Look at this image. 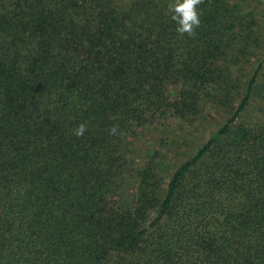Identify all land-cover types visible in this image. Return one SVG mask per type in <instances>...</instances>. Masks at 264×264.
<instances>
[{
  "label": "trees",
  "instance_id": "16d2710c",
  "mask_svg": "<svg viewBox=\"0 0 264 264\" xmlns=\"http://www.w3.org/2000/svg\"><path fill=\"white\" fill-rule=\"evenodd\" d=\"M250 1L204 0L190 38L171 0H0V264H264ZM214 97L225 116L190 154L141 159L147 133Z\"/></svg>",
  "mask_w": 264,
  "mask_h": 264
},
{
  "label": "rangeland",
  "instance_id": "374dc122",
  "mask_svg": "<svg viewBox=\"0 0 264 264\" xmlns=\"http://www.w3.org/2000/svg\"><path fill=\"white\" fill-rule=\"evenodd\" d=\"M249 3L254 11L257 12L256 19H258V31L260 32L259 37H261L262 43L257 45L255 49H259V54L253 55L247 60L238 59V62H243L238 69V73L241 75L240 79L247 78L257 59L264 55V0H252ZM262 65L264 67V63ZM260 71L259 77L264 74L262 72L263 68ZM255 107L256 99L253 98L243 110V118L251 119L255 115ZM226 108L225 103L219 101L216 97L208 98L207 101L200 105V109L198 108L195 113L189 115L187 120H182L178 124L174 122L163 132L159 131V127L157 128L159 132L151 130L137 143L138 152H144L141 159L145 161L157 150L155 153H161V157L164 160L163 169L169 171L183 156L190 154L221 122L225 116ZM132 160L133 164L139 162L135 157Z\"/></svg>",
  "mask_w": 264,
  "mask_h": 264
},
{
  "label": "clouds",
  "instance_id": "9594fccd",
  "mask_svg": "<svg viewBox=\"0 0 264 264\" xmlns=\"http://www.w3.org/2000/svg\"><path fill=\"white\" fill-rule=\"evenodd\" d=\"M204 0H171L168 4L167 12L170 15V19L177 25L176 32L180 36L187 34L188 37L194 38L197 34L196 29L200 27L201 11L199 5ZM87 131V124L80 123L74 130V135L77 137L83 136ZM118 133V125H113L109 129L110 135H116Z\"/></svg>",
  "mask_w": 264,
  "mask_h": 264
}]
</instances>
